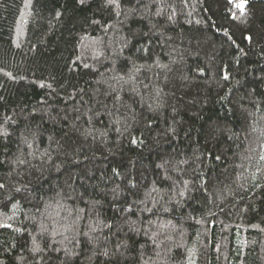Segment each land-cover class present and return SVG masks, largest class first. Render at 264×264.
Returning <instances> with one entry per match:
<instances>
[{"label":"trees","instance_id":"trees-1","mask_svg":"<svg viewBox=\"0 0 264 264\" xmlns=\"http://www.w3.org/2000/svg\"><path fill=\"white\" fill-rule=\"evenodd\" d=\"M0 185V264H264V0H0Z\"/></svg>","mask_w":264,"mask_h":264},{"label":"snow or ice","instance_id":"snow-or-ice-1","mask_svg":"<svg viewBox=\"0 0 264 264\" xmlns=\"http://www.w3.org/2000/svg\"><path fill=\"white\" fill-rule=\"evenodd\" d=\"M238 7H241V8H243V4H241V5H238ZM250 39V38H249ZM0 187H3V185H0Z\"/></svg>","mask_w":264,"mask_h":264}]
</instances>
